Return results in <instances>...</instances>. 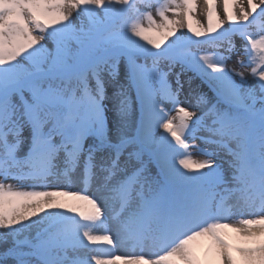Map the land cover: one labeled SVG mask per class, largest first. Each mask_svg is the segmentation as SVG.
<instances>
[{
  "label": "snow or ice",
  "instance_id": "obj_1",
  "mask_svg": "<svg viewBox=\"0 0 264 264\" xmlns=\"http://www.w3.org/2000/svg\"><path fill=\"white\" fill-rule=\"evenodd\" d=\"M0 264H264V0H0Z\"/></svg>",
  "mask_w": 264,
  "mask_h": 264
},
{
  "label": "rangeland",
  "instance_id": "obj_2",
  "mask_svg": "<svg viewBox=\"0 0 264 264\" xmlns=\"http://www.w3.org/2000/svg\"><path fill=\"white\" fill-rule=\"evenodd\" d=\"M199 2H200V0H198ZM202 1V0H201ZM222 1H220V0H218V4H220ZM199 4V3H198ZM196 19H200V20H202L203 21V17L202 16H199V14H197V16H196ZM237 43H238V45H239V38H237ZM232 62L230 61V64H231ZM245 71H247V70H245ZM172 80V79H171ZM181 99L182 100H184L185 99V95L183 94V96L181 97ZM188 102H186L185 103V106H189L188 104H187ZM192 103H194V100L192 101ZM197 143H199V141L197 142Z\"/></svg>",
  "mask_w": 264,
  "mask_h": 264
},
{
  "label": "bare ground",
  "instance_id": "obj_3",
  "mask_svg": "<svg viewBox=\"0 0 264 264\" xmlns=\"http://www.w3.org/2000/svg\"><path fill=\"white\" fill-rule=\"evenodd\" d=\"M220 1H222V0H220ZM198 3H202V1L200 0V2L198 1ZM199 16H200V15H199ZM253 30H256V29L254 28ZM176 70L179 71L178 68H177ZM170 79H172L173 82H174V77H170ZM184 79H186V77H184ZM197 83H198V82H197ZM193 86L195 87V84H194ZM187 88H188V86H187V84H186V85H185V92L181 94V97L183 96V94L186 96V94H187ZM205 90H206V89H205ZM187 104L189 105V103H187ZM123 252H124V250L120 251V254H123ZM93 254H94V253H93Z\"/></svg>",
  "mask_w": 264,
  "mask_h": 264
}]
</instances>
